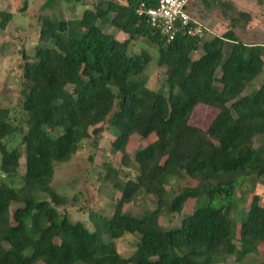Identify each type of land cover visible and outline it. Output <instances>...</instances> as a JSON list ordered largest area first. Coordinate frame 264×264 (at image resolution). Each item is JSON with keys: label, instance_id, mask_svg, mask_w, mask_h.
Wrapping results in <instances>:
<instances>
[{"label": "trees", "instance_id": "1", "mask_svg": "<svg viewBox=\"0 0 264 264\" xmlns=\"http://www.w3.org/2000/svg\"><path fill=\"white\" fill-rule=\"evenodd\" d=\"M78 1L45 0L41 9ZM227 2L191 0L188 6L201 22L214 5L223 9L229 28L211 39L179 31L167 41L149 16L139 13L155 8L158 0H96L79 17H45L39 31L44 45L31 57L21 51L17 106L25 122H15L0 107V264H221L230 256L241 261L256 245L264 246L259 195L251 196L239 217V246L227 216L238 187L264 186V82L253 85L264 75V42L235 33L252 12ZM11 20L12 13L0 10L1 29ZM106 26L126 38L118 40ZM132 43L155 48L165 90L147 87L144 71L152 55L145 47L131 51ZM194 52L200 53L197 58ZM199 105L216 110L205 129L190 122ZM112 112L106 123L115 133L111 152L121 154L125 167L133 162L136 176L120 179L108 166L104 178L114 174L112 188L119 197L108 215L90 214L91 229L83 220H70L75 197L53 185L54 164L68 162L84 140H96ZM133 136L148 142L135 149L132 160ZM206 136L216 146L208 145ZM16 139L18 145H12ZM139 195L151 197L154 207L139 217L125 214ZM200 198L205 202L180 218L184 205ZM164 215L171 223L178 218V226L163 230ZM103 233L109 235L106 243ZM127 235L136 240L125 257L115 241Z\"/></svg>", "mask_w": 264, "mask_h": 264}, {"label": "rangeland", "instance_id": "2", "mask_svg": "<svg viewBox=\"0 0 264 264\" xmlns=\"http://www.w3.org/2000/svg\"><path fill=\"white\" fill-rule=\"evenodd\" d=\"M96 0H79L77 3L68 5L61 2L57 9L42 10L41 5L45 0H0V10L12 13V20L5 29L0 28V107L7 108L10 111V117L15 122H25V114L19 110L17 102L19 99L20 89L22 87L20 81L19 64L22 58V52L28 57L34 52L37 45L44 44L39 41V31L43 24L47 21L45 17L56 16L66 19L69 17H79L85 8H90L91 4ZM228 1V2H227ZM229 4H236L238 9L252 12V19L249 23L241 20L236 27L235 33L240 37L245 34L244 39L250 42H264V0H223ZM199 3V2H198ZM200 6L203 5L200 3ZM210 15H204L202 23L206 26L207 32L205 38L211 39L214 36L221 35L229 28V22L225 20L220 6L214 5ZM227 14L229 10L225 9ZM200 15V13H198ZM105 32H114L109 26L104 28ZM115 37L123 41L126 36L121 33L114 32ZM145 47L152 55V61L144 71V78L147 87L153 90H165L164 85V68L155 64L157 52L155 48L143 44H131V51L139 52ZM229 49H226V52ZM199 52L192 54L193 58H197ZM264 82V75H260L253 85ZM250 85V86H253ZM252 87H249L245 93H248ZM112 112L105 118L103 124L104 129L96 140L91 138L84 140L80 149L68 161L54 164L53 185L62 194L70 198L75 197V205L69 207L70 220H83L93 229V221L90 214H106L110 210V203L119 197V191L112 188V181L115 180L114 174L111 172L109 179L104 178L107 174L108 166L111 169H117L118 178H135V164L125 167L121 164V154L112 153L110 144L115 139V133L112 129L106 127V123L112 121ZM216 114V110L204 105H199L194 110L190 122L200 128L205 129ZM151 140V138H150ZM259 138L255 139V146L258 145ZM204 141L210 146H216V142L205 137ZM19 140H15L12 145H18ZM147 141H141L139 137L133 136L128 142V153L131 159L133 153L138 146L145 145ZM19 150L23 152V146L19 145ZM133 160V159H132ZM108 162L109 165H105ZM19 173H24V158L20 159ZM192 184V183H190ZM167 190L169 188L167 187ZM259 195L264 204V186L261 184H247L238 187L233 195L234 209L228 213V218L235 227L236 244L239 240V220L248 211L251 196ZM205 201L198 199L197 201H188L180 214V218L187 212L193 211L202 205ZM15 206H12L14 209ZM154 207L151 197L139 195L132 205L125 207L124 213L139 217L143 213ZM243 214L241 217L240 215ZM240 217V219H239ZM179 219H175L172 223L164 215L161 219V227L166 230L169 226L176 227ZM102 242L109 240V235L103 233L101 235ZM68 241V238H60L58 242ZM135 238L127 235L120 240L115 241L117 250L123 255L128 256L134 248ZM100 247V246H99ZM221 264H264V246L256 245L254 251L246 255L241 261H236L234 256L227 257L225 262Z\"/></svg>", "mask_w": 264, "mask_h": 264}, {"label": "built area", "instance_id": "3", "mask_svg": "<svg viewBox=\"0 0 264 264\" xmlns=\"http://www.w3.org/2000/svg\"><path fill=\"white\" fill-rule=\"evenodd\" d=\"M191 0H158L155 8L140 10L149 16L151 25L171 41L179 31L198 38H205L208 29L197 18L188 12Z\"/></svg>", "mask_w": 264, "mask_h": 264}]
</instances>
